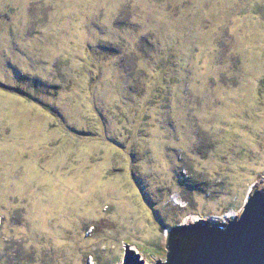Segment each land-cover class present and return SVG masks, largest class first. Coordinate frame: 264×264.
Masks as SVG:
<instances>
[{"label":"rangeland","instance_id":"obj_1","mask_svg":"<svg viewBox=\"0 0 264 264\" xmlns=\"http://www.w3.org/2000/svg\"><path fill=\"white\" fill-rule=\"evenodd\" d=\"M264 187V0H0V264H148Z\"/></svg>","mask_w":264,"mask_h":264},{"label":"water","instance_id":"obj_2","mask_svg":"<svg viewBox=\"0 0 264 264\" xmlns=\"http://www.w3.org/2000/svg\"><path fill=\"white\" fill-rule=\"evenodd\" d=\"M142 256L131 245L122 264H148ZM153 264H264V187L226 223L207 217L170 227L165 258Z\"/></svg>","mask_w":264,"mask_h":264}]
</instances>
